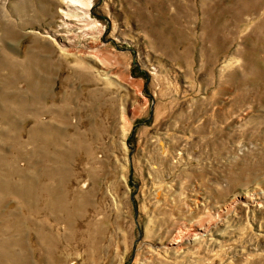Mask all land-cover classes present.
Listing matches in <instances>:
<instances>
[{
	"label": "rangeland",
	"instance_id": "obj_1",
	"mask_svg": "<svg viewBox=\"0 0 264 264\" xmlns=\"http://www.w3.org/2000/svg\"><path fill=\"white\" fill-rule=\"evenodd\" d=\"M77 1L0 0V264H264V0Z\"/></svg>",
	"mask_w": 264,
	"mask_h": 264
},
{
	"label": "crops",
	"instance_id": "obj_2",
	"mask_svg": "<svg viewBox=\"0 0 264 264\" xmlns=\"http://www.w3.org/2000/svg\"><path fill=\"white\" fill-rule=\"evenodd\" d=\"M29 140H30V143H29L30 145L36 144L35 142H32V139H29ZM25 156H27L28 157V160H29V162L27 163L28 165H26V168L27 169H30L31 170V173L35 172L38 168L35 167V165H33V164H36L38 162V160H39L38 158H40V156H38V150H37V148L34 146L31 151L25 152ZM42 156H47V158L50 157L49 154L46 155L45 153H42ZM16 163H17V161H15L14 159H12V162L10 164V168H9L8 172L6 173V175H7V179H10L12 181V183L14 185H16V187H19V183L13 182V179H14L15 176H18V174L24 173V171L21 170L19 167H17ZM30 184H31V182L28 184V186H30ZM47 187L50 189L49 186H47ZM46 188H45V191L48 192L46 190ZM49 192H50V190H49ZM29 193H30V191H29ZM30 194H29V198H31Z\"/></svg>",
	"mask_w": 264,
	"mask_h": 264
},
{
	"label": "bare ground",
	"instance_id": "obj_3",
	"mask_svg": "<svg viewBox=\"0 0 264 264\" xmlns=\"http://www.w3.org/2000/svg\"><path fill=\"white\" fill-rule=\"evenodd\" d=\"M73 3L78 2L77 0H71ZM71 5L66 4V8L70 7ZM69 9V8H68ZM70 10V9H69ZM64 15L68 16V13H63ZM198 235V234H197Z\"/></svg>",
	"mask_w": 264,
	"mask_h": 264
}]
</instances>
